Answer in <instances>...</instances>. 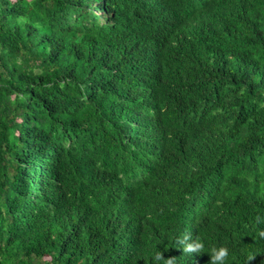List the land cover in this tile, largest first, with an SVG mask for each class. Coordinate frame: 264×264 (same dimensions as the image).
Returning a JSON list of instances; mask_svg holds the SVG:
<instances>
[{"label": "trees", "instance_id": "trees-1", "mask_svg": "<svg viewBox=\"0 0 264 264\" xmlns=\"http://www.w3.org/2000/svg\"><path fill=\"white\" fill-rule=\"evenodd\" d=\"M257 216L264 0H0V264H264Z\"/></svg>", "mask_w": 264, "mask_h": 264}, {"label": "clouds", "instance_id": "clouds-1", "mask_svg": "<svg viewBox=\"0 0 264 264\" xmlns=\"http://www.w3.org/2000/svg\"><path fill=\"white\" fill-rule=\"evenodd\" d=\"M256 223H264V219L260 216L255 218ZM258 236L264 239V230L258 232ZM176 243L179 245V248L183 250L184 254L189 256L203 254L205 252L210 254V264H228L230 251L226 246H221L219 248L212 247L210 250L205 251V245L199 238V236L193 237L191 232H185L182 237L178 238ZM255 254H249L246 257V264H252L256 259ZM153 264H176V257L172 256L165 258L164 252L156 251L152 257Z\"/></svg>", "mask_w": 264, "mask_h": 264}, {"label": "bare ground", "instance_id": "bare-ground-1", "mask_svg": "<svg viewBox=\"0 0 264 264\" xmlns=\"http://www.w3.org/2000/svg\"><path fill=\"white\" fill-rule=\"evenodd\" d=\"M95 20V19H94ZM162 158V157H161ZM109 194V193H108ZM211 200V199H210Z\"/></svg>", "mask_w": 264, "mask_h": 264}]
</instances>
